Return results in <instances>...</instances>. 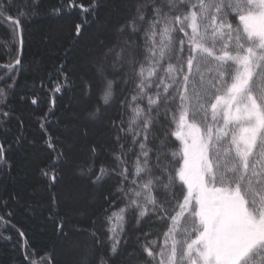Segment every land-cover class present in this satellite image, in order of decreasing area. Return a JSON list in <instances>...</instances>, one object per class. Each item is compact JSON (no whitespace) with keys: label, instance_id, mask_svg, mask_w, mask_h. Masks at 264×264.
Returning <instances> with one entry per match:
<instances>
[{"label":"snow or ice","instance_id":"6c2138e0","mask_svg":"<svg viewBox=\"0 0 264 264\" xmlns=\"http://www.w3.org/2000/svg\"><path fill=\"white\" fill-rule=\"evenodd\" d=\"M69 6L77 7L74 0H69ZM96 6V0L78 5L85 14ZM127 7L129 15L116 28V40L93 61L100 78V99L107 103L114 95L115 80L107 76L109 66L114 74L127 67L138 78L137 94L132 96V102L146 96L147 105L129 106L133 115L127 128L123 120L112 121L110 125L118 129L117 140L121 134L127 136L131 132L133 142L139 143L140 153L136 179L131 181L134 187L126 188V166L119 173L113 168L112 172L121 177V184L104 197L107 202L123 194L128 203L119 212L107 215L109 209H103V214L112 224L113 217L124 221L123 214L129 210L136 212L138 223L150 213L163 212L160 220L170 224L164 232V249L154 252L155 241H147L149 233H144L146 242L134 245L125 254L126 258H122V264H134L142 254L153 260L160 256L159 264H264V0H128ZM12 10V4L0 0V21L12 28L11 39L0 47L8 48L15 43L23 31L24 17L34 8L28 4L23 8L17 6L15 16ZM234 21H238L235 27ZM82 28V23L75 25L76 36L82 34ZM141 32L147 66L131 51L139 46L132 37ZM180 33L183 35L178 37ZM20 44L23 45L22 38ZM173 56L176 63L169 62L164 67L162 62L171 61ZM20 64L17 54L14 60L0 67L13 69ZM202 64L214 66L207 68L209 74L215 72L211 80H205L200 71ZM161 69L164 76H158ZM196 73L200 74V87L196 89L193 84L194 94L190 96L189 85ZM154 77H158V83ZM9 78L15 80V77ZM124 78L127 82V73ZM64 79L67 81L66 76ZM11 87L8 84L0 88V98ZM62 87L57 82L52 91L60 92ZM172 87H177L176 95L180 99L178 119L170 107L175 103V96L169 98ZM32 103L37 104L38 99L33 98ZM126 103L122 101L121 107ZM161 109L165 115L171 111L175 123V130L169 134L165 129L162 136L154 132ZM170 136L180 141L178 151L172 152L173 158L181 157L176 161L178 168L167 157ZM150 137L159 139L154 149L147 147ZM92 152H96L95 147ZM150 154L155 155V162ZM125 157L123 151L114 153L117 167L126 164ZM0 161L6 162L3 144H0ZM88 171L91 173L93 168ZM106 171L101 165L93 183L100 181ZM144 173L148 174L147 179L137 184ZM42 175L47 176L48 172L42 170ZM56 179L57 173L53 171L52 183ZM177 180L186 191L177 192ZM154 189L163 199L158 200L152 194ZM110 207H115V203ZM0 222L7 225L9 220L0 215ZM182 224L185 226L181 229ZM116 227L112 224L108 229V240L113 241L108 250L110 258L121 254ZM59 230L63 231L62 225ZM175 235H181L182 239H175ZM141 239L137 237L138 242ZM169 239L171 250L166 253ZM100 243L97 240V245ZM99 264H105L104 255L99 258Z\"/></svg>","mask_w":264,"mask_h":264},{"label":"trees","instance_id":"16d2710c","mask_svg":"<svg viewBox=\"0 0 264 264\" xmlns=\"http://www.w3.org/2000/svg\"><path fill=\"white\" fill-rule=\"evenodd\" d=\"M3 2L12 4L13 16L17 6L23 8L28 4L34 10L22 21L21 53L19 35L8 48L0 47V65L10 63L19 53L21 59V64L14 65L13 69L0 67V88L12 85L0 98L3 100L0 103V144L6 149V162L0 161V215L9 220L7 225L0 222V264H99L101 255H104L105 264H122V258H126L125 254L132 251L134 245L146 242L144 233H149L147 241H155L152 247L159 253L165 248L164 232L170 221L162 222L159 217L164 213L161 212L150 213L138 223L136 212L129 210L123 214L124 221L113 217L121 254L115 258L108 255L113 243L108 240V229L112 224L106 220L103 209H109L107 215H111L128 203L123 194L113 196L107 202L104 200L121 184V177L112 169L116 168L119 173L126 166V188L134 187L131 181L136 179V161L140 153L139 143L133 142L131 132L127 136L121 134V139L117 140L118 129L110 125L112 121L123 120L127 128L133 115L129 106L139 104L145 107L147 97L133 103L138 78L133 77L127 67L114 74L109 66L107 76L115 80L114 95L104 103L100 99V78L93 61L116 40V28L129 15L128 0H96L97 6L86 14L78 5H88L92 0H74L77 7H70L69 0ZM77 23L83 24L79 36L75 34ZM237 23L234 21V27ZM11 31V25L0 21V45L11 39ZM182 35L180 33L178 37ZM132 39L139 46L131 51L147 66L143 33ZM184 55L186 58L187 51ZM169 62L175 64V57L162 63L167 67ZM208 67L214 66L202 64L200 68L205 80L215 76V72L208 73ZM124 73L128 74L127 82ZM158 76H164L162 69ZM9 77H15V80ZM153 79L159 82L158 77ZM57 82L63 87L60 92H53ZM193 84L199 89V73L194 75L189 85L190 96L194 94ZM176 93L177 87H172L169 98L175 96V103L170 107L176 111L178 119L180 99ZM33 98L38 99L37 104L32 103ZM122 101H127L124 107H121ZM97 108L98 112L95 111ZM207 115L210 122V108ZM165 129L170 134L175 130V123L171 111L165 115L161 109L154 132L162 136ZM170 140L167 157L173 162V167L178 168L176 161L181 157L173 158L172 152L178 151L180 141L174 136H170ZM157 144L159 139L150 137L147 147L154 149ZM93 147L96 148L95 153L92 152ZM121 151L126 153V164L117 167L114 153ZM150 155L155 162V155ZM101 165L107 171L100 181L93 183ZM90 167L93 168L91 173L88 171ZM42 170H46L48 175H42ZM53 171L57 173L55 183L51 181ZM154 174L159 175V172ZM147 176V173L141 174L137 184H142ZM176 185L178 193L186 191L179 180ZM152 194L158 200L163 199L155 189ZM179 198L182 200V194ZM114 203L115 207H110ZM175 203L173 200L172 206ZM8 213H11L10 217ZM61 225L63 231L59 230ZM184 226L182 224L181 229ZM138 236L142 238L139 242ZM175 239H182V236L175 235ZM97 240L101 242L99 245ZM171 243L169 239L166 253L170 252ZM160 259L158 255L153 260L142 254L134 264H159Z\"/></svg>","mask_w":264,"mask_h":264},{"label":"water","instance_id":"95a60500","mask_svg":"<svg viewBox=\"0 0 264 264\" xmlns=\"http://www.w3.org/2000/svg\"><path fill=\"white\" fill-rule=\"evenodd\" d=\"M20 39H21V35H19V45H20V53H21V44H20ZM20 53H19V56H20Z\"/></svg>","mask_w":264,"mask_h":264}]
</instances>
